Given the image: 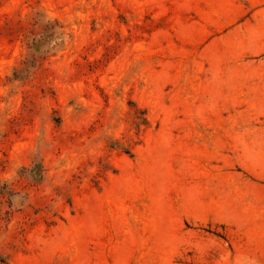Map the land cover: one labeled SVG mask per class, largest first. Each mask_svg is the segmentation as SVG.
I'll use <instances>...</instances> for the list:
<instances>
[{
  "label": "rangeland",
  "instance_id": "374dc122",
  "mask_svg": "<svg viewBox=\"0 0 264 264\" xmlns=\"http://www.w3.org/2000/svg\"><path fill=\"white\" fill-rule=\"evenodd\" d=\"M0 264H264V0H0Z\"/></svg>",
  "mask_w": 264,
  "mask_h": 264
}]
</instances>
